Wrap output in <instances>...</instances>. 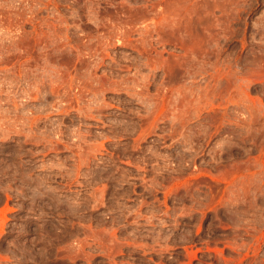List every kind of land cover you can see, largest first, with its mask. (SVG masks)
<instances>
[{"label":"rangeland","instance_id":"rangeland-1","mask_svg":"<svg viewBox=\"0 0 264 264\" xmlns=\"http://www.w3.org/2000/svg\"><path fill=\"white\" fill-rule=\"evenodd\" d=\"M0 264H264V0H0Z\"/></svg>","mask_w":264,"mask_h":264}]
</instances>
